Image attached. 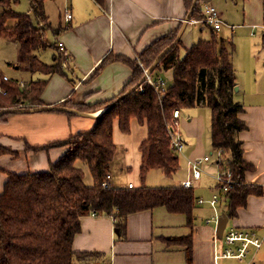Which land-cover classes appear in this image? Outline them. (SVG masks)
<instances>
[{
    "label": "trees",
    "instance_id": "trees-1",
    "mask_svg": "<svg viewBox=\"0 0 264 264\" xmlns=\"http://www.w3.org/2000/svg\"><path fill=\"white\" fill-rule=\"evenodd\" d=\"M19 1L0 0V37L19 41L20 54L32 73L41 72L47 76L65 73L63 65L68 59L65 50L59 42L47 38L48 31L58 35L64 29L63 25L51 23L45 11V0H30L37 22L30 13L13 9V4ZM193 1L185 0L188 11ZM201 3L198 0L193 18L204 16ZM9 19H13L12 26L7 24ZM177 34L178 31L157 38L140 52L137 59L114 54L103 59L99 69L116 60L128 63L133 69L131 81L119 95L93 104L69 96L58 104L80 112L104 110L89 130L41 147L28 146L36 151L66 148L56 161L51 162L49 169L8 172L0 192V264H91L94 252H77L73 242L81 229L82 217L92 212L115 215L121 231L130 213L157 206L186 213L189 222L193 223L198 202L194 187H103L118 150L114 140L116 122L125 133L131 131L134 119L147 128V135L139 146L142 179L154 168L162 169L167 177H171L180 168V157L171 147L167 122L173 119L176 108L182 111L206 105L211 108L213 148L222 150L218 161L222 166L231 167L236 181L229 191L221 192L222 199L228 204L226 213L230 218L236 217L239 207L246 206L250 195H264L263 185L247 180V173L255 169V164L246 158L244 141L240 138L248 124L242 117L245 105L234 98L238 83L232 60L236 49L233 40L220 39L218 31L212 30L210 38L197 41L184 56L180 55L179 40L156 66V69L173 68L174 71V81L164 97L144 79L140 63L151 67ZM49 46L56 51L53 63H46L37 53ZM47 82V78H39L22 86L18 80L4 79V74L0 73V111L7 110L0 115V122H6L19 112L8 109L46 105L42 93ZM139 84H143V91ZM134 86L136 88L132 89ZM129 90L125 97L116 101ZM7 150L0 145V152ZM79 161L90 168L93 185L86 183L85 171L78 165ZM184 241L191 258L192 237H186Z\"/></svg>",
    "mask_w": 264,
    "mask_h": 264
},
{
    "label": "crops",
    "instance_id": "crops-1",
    "mask_svg": "<svg viewBox=\"0 0 264 264\" xmlns=\"http://www.w3.org/2000/svg\"><path fill=\"white\" fill-rule=\"evenodd\" d=\"M201 2L202 6L206 2L212 3L220 10L225 23L218 33L223 28L233 33L238 30L237 26L251 27L252 33L254 29L261 28L264 37V0H243V15L238 24L230 22L225 17L219 0ZM67 8L73 13L69 21L65 18ZM62 11L64 20L61 17L58 23L52 24L54 26L61 24L64 27L58 34L57 42L63 43L68 59L63 65L65 73L40 77L48 79L42 93V100L46 105H58L69 96L77 101L84 100L93 104L119 95L131 81L133 69L121 60L109 62L99 69L103 59L109 54L137 59L140 52L157 38L172 32L179 33L189 12L185 0H67ZM203 17H192L187 22L179 39L181 56L197 42L190 43L185 39L184 35L189 27L200 24L202 32L207 29L211 36L214 29L200 21ZM193 19L199 21L193 22ZM205 38L210 37L201 36L200 39ZM225 38L222 36V39ZM0 44L5 52L0 59V67L15 65L17 75L12 77L1 69L0 73L18 80L22 86L35 80V76L32 75L25 77L31 71L27 61L20 54L19 41L0 37ZM10 48L14 49V52L8 53ZM235 52L236 49L232 57L234 67ZM140 65L143 68V63ZM161 73H166L168 78L174 81L173 68H159L152 72L155 77H162L168 82L169 79ZM263 77L264 70L257 67L256 89L246 92L243 97L239 96L240 99L237 98L236 91L242 90L243 85L237 80L239 86L237 85L238 89H235L234 98L245 105L242 117L246 120L248 129L240 133V138L244 141L246 158L255 164V169L247 173V180L264 186ZM261 85L263 89H260ZM203 106L206 107V105L193 107V115L184 119L182 111L180 118L187 128V132L180 131L185 141L184 154L192 159L203 156L210 149L205 140L208 125L204 123L205 118L198 110ZM98 115L97 112H87L86 115L75 112L69 114L61 110L18 112L11 115L6 122H0V145L8 149L5 153L0 152V192L4 188L9 171L22 173L47 170L51 162L56 161L62 153L60 149L36 151L28 146L41 147L67 139L79 131L89 130L95 125ZM146 135L147 133L142 139ZM139 146L137 149L134 147L132 152L118 148L111 164L114 182L121 180V185L118 186H128L130 181L134 182L135 187L157 186L153 182L159 179L160 182H167L165 186H180L187 179V176L177 174L178 171L173 176L166 177L160 169L163 177L170 180L164 181L153 172L158 168L150 169L142 179ZM204 170L210 176L218 173L217 167L209 163L204 164ZM123 177L128 181L122 179ZM208 180L212 181L210 177ZM202 184L203 178L197 185ZM217 187L219 188L216 181L214 187H211L214 193L219 192ZM195 194L199 197L197 195L199 193ZM221 201L226 205L223 210L226 212L227 201L223 199ZM213 212L214 209L209 204L201 205L197 202L193 223H190L186 213L171 212L166 206H157L130 213L122 231L117 225L118 219L115 215L91 213L81 219V229L74 237V250L94 252L91 264H243L251 259L264 264V254L259 255V250L263 246L244 258L215 259V225L206 222ZM229 222L230 226L238 228H255L259 234L264 235V195H250L246 206L239 207L238 215L229 217ZM186 237H192L193 240L191 258L188 257L187 244L184 241Z\"/></svg>",
    "mask_w": 264,
    "mask_h": 264
},
{
    "label": "rangeland",
    "instance_id": "rangeland-1",
    "mask_svg": "<svg viewBox=\"0 0 264 264\" xmlns=\"http://www.w3.org/2000/svg\"><path fill=\"white\" fill-rule=\"evenodd\" d=\"M67 0H45V11L47 12L49 16V20L51 23L55 25L58 23L59 20H61V17L63 18L62 15V9L66 5ZM238 1V2H237ZM237 2V3H235ZM219 5L220 8L223 10L225 17L229 19L230 22H236L237 24L239 23L238 21H241L240 18L243 15V0H219ZM13 9L19 13H30L32 17L34 18L35 22H37L34 13L31 10V1L30 0H20L17 3L13 4ZM13 19H9L7 24L12 26L14 23L11 21ZM64 20V18H63ZM201 25L196 24L192 25L189 27L190 29L188 32L185 33L184 37L188 42H195L199 41V39L205 36L210 37V31L205 29L204 32L200 29ZM238 29L236 32L231 33V31L226 30L223 28L218 36L221 39L222 36L226 37L225 40H234L233 42L235 43L236 47V58H235V67L237 71V80L239 84L243 85L242 90L236 91V96L238 99L239 96L243 97L246 92H251L256 89L255 86V80H256V71L257 67L261 68L264 70V37H263V32L261 28H256L254 29V32L252 33V28H243L238 26L236 27ZM47 37L50 39L52 42L58 40V35L54 34L52 31L47 32ZM184 50V49H183ZM182 50V51H183ZM54 51L55 49L51 46L39 50L37 53H39L41 59L45 61L46 63H53L54 61ZM14 52V49H9L8 53ZM3 51V46L0 44V59L3 58L4 55ZM16 66L14 65H6V67H0V69L6 73H9L12 77H16L17 75V69L15 68ZM157 72V71H156ZM14 73V74H11ZM145 74V72H144ZM35 76V80L39 79L40 77H43V74L41 72H36L32 73L29 72L27 73L26 78L28 76L30 77ZM162 76L167 77L168 75L165 73H161ZM259 75V74H258ZM264 78V77H263ZM169 86L173 83L170 78H168ZM264 81V80H263ZM238 84V86H239ZM260 89H263V85L260 86ZM242 99V98H241ZM102 110V109H101ZM104 110V109H103ZM200 112L203 114L205 121L204 123L208 125V129L206 130V135H205V140L207 141L208 146H210L209 151L206 153L211 156V164L212 166H216L217 169L219 170V167L217 165L216 159H217V152L214 150L213 145L211 143V109H209L207 106H203L199 108ZM100 111V110H98ZM183 119L188 118L189 116H192L194 113V109L192 108H184L183 110ZM97 112V111H93ZM171 121V120H170ZM168 121V122H170ZM167 122V123H168ZM180 131L187 132V128L184 127L182 123V119L180 120V125H179ZM147 133V128L140 124L137 120H133L131 124V131L128 133L123 132L120 128L118 123H115V128H114V140L116 141V144L118 145V148L122 150H126V152L129 150V152H132L134 150V147L139 146V143L142 139V137ZM51 149H60L62 153L66 151V148L63 147H54ZM213 151V153H211ZM37 153V152H36ZM61 153V155H62ZM180 156V168L178 170V173L180 176H187V178L191 177L192 170H191V164L190 161L192 158H188L186 154H184V150L180 153H178ZM206 154H203L206 155ZM60 155V156H61ZM49 157V153H48ZM78 165L82 167L85 171V181L88 185H93L94 179L93 175L91 173L90 168L86 163H83L81 161L78 162ZM132 171V170H130ZM127 173L128 170H125ZM155 176L162 177L165 180H169V178L163 177V173L161 170L158 168L155 171ZM216 174L213 176H210L209 173H207L204 168L202 167V178H203V184L202 185H197L195 186V193L200 197L205 198L207 201L204 204H209L210 206L213 207L214 213L218 212V214L223 213V210L225 209L224 202H219L215 206L211 204L209 201L211 197L214 195V190L211 188L212 186L214 187V184L217 181ZM167 177V176H166ZM208 177L211 178V182L208 180ZM215 178V179H214ZM118 179V178H116ZM122 179H125L124 177ZM216 180V181H215ZM121 180H116L117 185H121L120 182ZM125 181H128V179H125ZM170 181V180H169ZM215 181V182H214ZM153 183L157 186H165L167 182H160L159 180H155ZM218 185V181H217ZM211 186V187H210ZM218 188V187H217ZM219 189V188H218ZM205 192V193H204ZM203 205V204H201ZM231 222V221H230ZM229 222V225H230ZM221 241H223L221 239ZM264 254V245L263 247L259 250V255Z\"/></svg>",
    "mask_w": 264,
    "mask_h": 264
},
{
    "label": "built area",
    "instance_id": "built-area-1",
    "mask_svg": "<svg viewBox=\"0 0 264 264\" xmlns=\"http://www.w3.org/2000/svg\"><path fill=\"white\" fill-rule=\"evenodd\" d=\"M202 8L204 11V17L200 21L206 23L214 30L219 31L225 23L222 18L220 10L214 4L208 2L204 3ZM72 17H73V13L69 8H67L65 12L66 20L69 21L72 19ZM192 21L197 22L199 20L193 19ZM59 44L64 49L63 43L60 42ZM143 68L145 74H147L148 68L144 66ZM4 79L9 80L10 77L8 75H4ZM146 80L157 90V92L160 94L161 97L165 96L169 88V83L167 82L166 79L162 77H155L152 73H150L147 75ZM139 89L141 91L144 90L143 84L139 85ZM181 115H182V111L179 108H176L173 113V119L167 123L169 136L171 138V147L174 151L178 153L182 152L185 148V141L179 129ZM216 152H217L216 162L219 167L216 178L219 184V192H215L214 195L209 200L213 206H215L219 202H222L221 192L226 193L227 191L230 190V188H232V186L236 182L231 167L229 165L222 166L218 161L219 157L222 154V150L217 149ZM209 161H211V156L208 154L195 159H191L190 161L191 170H192L191 177L185 179L182 185L187 188L195 187L202 178V167L204 168V164L208 163ZM115 186L118 185L114 182L113 174L110 172L107 174L106 178L103 181V187L113 188ZM128 187L134 188L135 187L134 182L130 181L128 183ZM223 200L226 201V199ZM197 201L199 204H203L206 203L207 200L203 197H200L198 198ZM92 213L96 214V212H92ZM221 214H218V212H216L206 219V222L208 224L213 223L215 225V259L244 258L247 257L249 254L253 253L254 250H258L263 246L264 235L259 234L255 228H238L236 226H230L229 223H227L223 231V234L220 237L217 233L216 228ZM221 239L223 241H221ZM243 264H260V263L254 259H251L244 262Z\"/></svg>",
    "mask_w": 264,
    "mask_h": 264
},
{
    "label": "water",
    "instance_id": "water-1",
    "mask_svg": "<svg viewBox=\"0 0 264 264\" xmlns=\"http://www.w3.org/2000/svg\"><path fill=\"white\" fill-rule=\"evenodd\" d=\"M197 3H198V0H194V1H193L192 7H191V9L189 10V12H188V14H187V17H186V19H185V22H184V24H183L181 30L179 31V33H178L176 39L174 40V42H172L169 46H167V47H166V48H165V49H164V50L158 55V57L156 58V60H155V62L153 63V65H152L151 67L148 68V70H147V74L144 75V79H145V80H146V78H147V75L150 74V73H152L153 70L156 69V66L160 63L161 58L163 57V55H164L168 50H170L173 46H175V45L178 43V41H179V39H180V37H181V35H182V33H183V31H184L186 25H187V22L192 18L193 11H194V8L196 7ZM139 85H140V84H139ZM135 88H136V86H134L132 89H135ZM235 89L237 90V89H238V86H236ZM130 91H131V90H129L128 92H126V93L122 94L121 96H119V97L117 98L116 101H118V100H120L121 98L125 97ZM116 101L113 102L109 107H112V106L116 103ZM48 110H61V111H66V112H75V113H77V114H84V115H86V113H87V112H80V111H78V110H76V109H73V108H70V107H67V106H64V105H43V106H39V107H31V108H29V107H20V108L8 109V111H19V112H34V111H48ZM5 111H7V110H1V111H0V115L3 114ZM100 115H101V114H99L97 117H99ZM228 220H229V216H228V214H227L226 212H223V213L220 215V217H219L218 224H217V228H216V229H217V233H218V235H219L220 237H221L222 234H223V231H224V229H225V227H226V225H227V223H228Z\"/></svg>",
    "mask_w": 264,
    "mask_h": 264
},
{
    "label": "bare ground",
    "instance_id": "bare-ground-1",
    "mask_svg": "<svg viewBox=\"0 0 264 264\" xmlns=\"http://www.w3.org/2000/svg\"><path fill=\"white\" fill-rule=\"evenodd\" d=\"M102 112H103V109H102V110H100V111H97V113H98V114H101Z\"/></svg>",
    "mask_w": 264,
    "mask_h": 264
}]
</instances>
